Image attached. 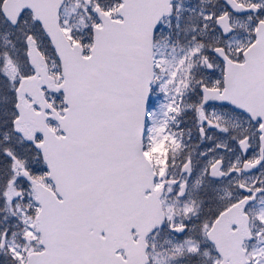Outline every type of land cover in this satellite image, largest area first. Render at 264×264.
Segmentation results:
<instances>
[{"label":"snow or ice","instance_id":"obj_1","mask_svg":"<svg viewBox=\"0 0 264 264\" xmlns=\"http://www.w3.org/2000/svg\"><path fill=\"white\" fill-rule=\"evenodd\" d=\"M7 2L0 0V30L19 34L20 44L26 50L25 62L32 67L18 76V66L12 57L7 52L0 54V91L6 93L0 104V131L4 132L0 140V248L6 249L5 255L0 256V264H8L9 260L11 264H33L30 255L33 252L38 257L35 264H51L45 257L48 245L42 239L47 204L40 199L39 188L49 178L52 167L47 162L41 164L40 157L29 164L26 154L31 150L43 155L45 136L37 133L35 137H27L20 123L26 107L23 102L27 99L23 95L25 81L37 74L35 59L45 55L39 47L38 34H42L61 65L64 55L57 44V34L43 20L33 16L28 7L18 18L10 17L6 14ZM178 3L179 0H168L155 5L161 9L160 15L147 22L143 38L131 39L139 52L150 51L153 69L146 85L137 88L134 84L130 93L135 118L142 119L139 151L146 157L158 144L164 145L161 159L148 161L152 192L146 190L145 195L153 198L154 219L148 230L151 243L143 264H164L165 253L167 264H198L201 246L207 247L221 219L228 216L233 217L231 223L236 225L229 226L230 232L238 237L246 233L245 238L253 241L251 247L241 248L243 264H264V208H258L264 205V112L246 106L250 101L264 107V78L249 92L239 87L236 75L245 71L257 55L264 54V39L257 31L264 25V19L258 18L248 38L234 47L232 27L221 25L219 12L205 13L201 9V23L182 29ZM85 10L100 21L93 20L90 26L93 35L88 41L76 37L78 30L67 19L59 23V9L56 23L59 37L66 40L65 46L82 61L92 63L105 51L109 26L112 32L127 35L131 17L126 14L125 0H113L110 4L89 0ZM257 10L264 17V0H260ZM148 28L152 33L150 43ZM210 31L213 38L206 42ZM181 32L187 37L183 44ZM160 41H164L163 49L158 47ZM9 80L12 85L6 88ZM32 105L34 111H40L34 100ZM158 112L162 119L157 117ZM233 117L246 123L238 136L230 135L226 126ZM193 128L198 139L189 148L187 141L193 139ZM17 138L18 145L12 146ZM219 138L230 139L231 144ZM221 150L235 151L236 159L226 162L223 156L214 155ZM180 152L185 155L178 165L176 157ZM241 172L250 173V182L240 183L237 194L218 208L214 217L201 219L203 201L196 199L195 190L203 178L219 180ZM17 237L22 244L17 243ZM157 237H163L159 250ZM222 258L223 253L213 259V264H219ZM121 264L129 261L122 260Z\"/></svg>","mask_w":264,"mask_h":264},{"label":"water","instance_id":"obj_2","mask_svg":"<svg viewBox=\"0 0 264 264\" xmlns=\"http://www.w3.org/2000/svg\"><path fill=\"white\" fill-rule=\"evenodd\" d=\"M35 1L41 7L40 19L57 34L64 55L60 85H54L44 57L35 59L37 76L51 79L40 80V85L62 92L67 105L63 116H49L59 123L60 135L48 126V116L36 113L32 104L24 108L20 123L29 138L44 134L43 159L52 167L49 179L56 188L54 192L42 183L39 188V197L47 204L42 225V239L49 248L45 257L51 264H121L117 251L132 244L131 232L136 229L139 241L134 243L133 255L143 264L154 219L153 198L145 195L146 190L152 191V178L149 160L139 151L142 119L135 118L130 93L134 84L137 88L146 85L153 69L150 51L139 52L131 39L144 37L147 22L160 15L161 9L155 5L168 0H125L126 14L131 17L128 34H116L109 26L105 51L92 63L82 61L58 35L57 9L60 11L64 0H56L55 20L48 9L54 0ZM259 32L264 39V29ZM151 37L148 28L149 43ZM237 78L242 90H254L264 78V54L257 55ZM31 80L25 81L24 96L32 88ZM36 95L42 97L43 93L38 90ZM246 106L264 112V107L250 101ZM232 218L221 219L210 241L223 253L222 264H243L246 233L238 237L230 232L229 226H236ZM30 255L35 264L38 257L34 252Z\"/></svg>","mask_w":264,"mask_h":264},{"label":"rangeland","instance_id":"obj_3","mask_svg":"<svg viewBox=\"0 0 264 264\" xmlns=\"http://www.w3.org/2000/svg\"><path fill=\"white\" fill-rule=\"evenodd\" d=\"M243 2L247 6L256 4L260 6V0H241L240 3ZM103 3L110 4L111 0H103ZM76 5V12L82 11V14L73 13L71 15H67L68 21L70 24L77 29L78 31L75 32L76 37L80 38L81 40L88 41L91 39L92 32L90 31V26L93 23V20H98L96 17H92L89 11L85 10L86 2L85 0H75ZM178 8L181 12V28L182 29H190L192 25H198L201 23V9L204 10L205 13L207 12H219L223 14L226 11V6L222 2V0H179ZM260 19H264V17H260ZM65 20V19H64ZM257 19L252 16H246L244 13H237L232 16L233 26L236 28L234 34L231 35L233 38V45L236 46L237 43H243L249 36V30L253 27L254 22ZM191 33L189 32V35ZM186 36L184 32H181L180 35V43L183 44L186 40ZM213 38V33L210 31L208 36L205 38L206 42H210ZM9 35H4L0 37V54L5 52L8 53L9 56L12 57L14 63L17 64V75L19 76L21 73H25L30 69L29 64L25 62V51L13 49H7L9 45ZM44 41V39H43ZM160 49L164 48V41H160L158 46ZM44 53L49 57L51 62V70L53 73L56 74L57 78L61 80V70L58 63V60L55 54L52 52L50 46L44 41ZM53 66H55V71H53ZM217 75H220L218 72ZM12 85V81L9 80L6 88H10ZM6 93L4 91H0V104H3V96ZM157 117L162 119L163 117L160 116L159 112L157 113ZM229 128L230 135H240L243 129L246 127V123L243 119L233 117L227 121V125ZM0 131V135H1ZM4 136V133H2ZM188 133L185 132V136L187 137ZM3 136L1 140L3 139ZM192 141H187L189 144V148L195 146L197 142V135L195 132V128L192 131ZM222 142L231 144L230 139L226 138H219ZM18 145V138L13 141L12 146ZM207 145H202L201 147H206ZM164 145L158 144L150 155L153 156V160L159 161L163 154ZM187 151V150H185ZM199 151V149L197 150ZM28 162L29 164L35 163L36 158L38 157L35 154L27 153ZM184 152H180L177 154L176 160L177 164L179 165L184 159ZM215 156H223L225 161L227 162L229 159L235 160L237 153L235 151H227L221 150L217 151ZM199 159V157H197ZM40 163L43 164L42 159L40 158ZM202 163V161H201ZM198 167L200 164L197 165ZM242 182H250V176H246L241 172L239 175L236 176H227L223 181H216L210 179L209 177H204L202 180V184L195 190V197L197 200H202L203 204L201 207L200 217L204 219L205 217H214L218 208H220L229 198L234 197L237 194V187ZM47 185V181L45 182ZM258 208H264V205H258ZM182 217H177V219H181ZM163 240V237H157L156 243L158 245L157 250H159V244ZM17 243L22 244L23 241L17 237ZM36 242L33 241V244ZM151 243V241H150ZM252 243L249 245L251 247ZM41 247V246H40ZM6 253V249L1 248ZM5 255V254H4ZM164 259V264H167V254L165 253L162 257ZM219 258L218 254L216 253L215 248L209 244L207 247L201 246V255L198 258V264H213V259ZM221 261V259H220ZM219 261V264H220ZM8 264H11V261H8Z\"/></svg>","mask_w":264,"mask_h":264},{"label":"flooded vegetation","instance_id":"obj_4","mask_svg":"<svg viewBox=\"0 0 264 264\" xmlns=\"http://www.w3.org/2000/svg\"><path fill=\"white\" fill-rule=\"evenodd\" d=\"M236 1L240 2L241 0H236ZM222 2L226 6V11L224 13L229 14V16L231 17V20H232V16H234L238 12L237 7H235L233 4L232 5L230 4L231 0H222ZM66 5L68 7V9L66 10V12H67L66 14L71 15L73 13H77L75 0H66L65 6ZM25 6H31V8L30 7H28V8L32 12V15L36 16L38 18L36 10H37V6H38V10H39V5L36 2H27L24 0H10V2L8 3V6L6 7V14L10 17L18 18L19 15L21 14V12L23 11V9L25 8ZM224 13L221 15H224ZM257 15H259V12H257L256 15H254V16H257ZM26 27H30V25H26ZM4 35H9V37H10L9 45L7 46V49H9V50L18 49V50H23L26 52V50L20 44V37H19L18 33L11 31V30H8V31L0 30V37L4 36ZM38 43H39L40 49L44 50V41H43L42 34H38ZM48 96L50 97V99L52 101H54V100L59 101L60 100L59 95H56L55 93H50V92L46 91V97H48ZM119 252L123 256V260H125V259L128 260L127 253H126L125 249H123Z\"/></svg>","mask_w":264,"mask_h":264},{"label":"trees","instance_id":"obj_5","mask_svg":"<svg viewBox=\"0 0 264 264\" xmlns=\"http://www.w3.org/2000/svg\"><path fill=\"white\" fill-rule=\"evenodd\" d=\"M2 133H4V132H1V135H0V140H1V138H2V136H3V134ZM9 136H11V133H9ZM4 250H2L1 248H0V256H4Z\"/></svg>","mask_w":264,"mask_h":264}]
</instances>
